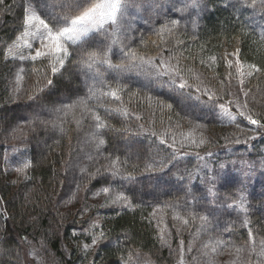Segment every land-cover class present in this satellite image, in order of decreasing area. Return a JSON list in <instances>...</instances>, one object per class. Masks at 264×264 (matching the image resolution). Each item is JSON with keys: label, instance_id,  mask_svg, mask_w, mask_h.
<instances>
[{"label": "trees", "instance_id": "16d2710c", "mask_svg": "<svg viewBox=\"0 0 264 264\" xmlns=\"http://www.w3.org/2000/svg\"><path fill=\"white\" fill-rule=\"evenodd\" d=\"M46 1L58 0H31L41 15L45 13L41 4L51 6ZM27 3L3 0L0 4V141L2 130H8L19 119L36 121L33 114L6 120L12 112L42 105L56 108L69 97L87 94L84 77L74 63L78 53L73 51L65 70L55 76L44 62L28 61L21 84L24 92L12 101L14 66L11 59L5 60L4 53L6 45L23 30ZM179 7L182 5H164L156 8L150 18L145 14L137 17L139 23L122 37V42L155 61L163 57L186 87H173L168 78L152 80V76L145 78L135 71L124 75L108 71L104 79L113 88L119 83L120 99L107 95L109 89L96 83L98 99L89 101V107L106 122L104 128L97 130L92 114L77 109L67 117L63 113L48 115L50 119L43 125L38 121V130L21 129L31 164L27 176L16 180L12 174L5 178L0 169V200L5 216L0 222V264H10L11 255L17 251L23 254L24 264H36L30 256L32 244L51 252L46 264H175L178 254L163 239V210L170 212L165 213L172 222L173 246L182 239L185 243L190 240L202 222L195 218L206 216L212 220L211 226L218 224L228 234L232 244L250 246L251 231L259 250V241L264 239V129L249 131L255 126L242 117H237V128L209 106L213 102L235 111L236 98L229 94L228 86L236 69L227 67L228 60L239 58L245 71L249 64L264 69V48L254 43L264 30V14L242 7V0H200L198 11L189 8L177 12ZM49 10L60 14L67 9L58 11L51 6ZM172 20H178V26L171 32L162 31ZM85 47L83 55L93 50ZM237 49L238 57L234 55ZM112 60L120 62L119 46L113 48ZM34 67L38 71H33ZM47 79L53 84L48 85ZM243 79L242 92H248L246 110L254 118H264V72ZM144 80H152L155 89L138 84ZM88 83L91 85L92 80ZM187 86L208 92L204 99H196L192 94L197 91ZM136 93L155 98L159 111L149 113ZM58 115L63 117L62 124ZM187 120L206 124L207 132L199 145L187 146L181 139L187 133ZM53 122L62 126L58 134L53 132L58 128ZM91 131L105 142L99 145L96 158L80 169L76 186L71 168L82 148L83 136ZM95 142L90 141L92 145ZM113 161L117 175H113ZM204 176L213 179L216 192L223 197L237 199L243 194L247 213L235 208L217 211L216 195L206 188L211 180ZM102 187L126 196L130 206L106 208L92 200L93 191ZM179 217L188 220L185 229L177 223ZM93 235L98 237L94 246ZM85 244L90 245L87 250ZM194 254L189 252L191 261Z\"/></svg>", "mask_w": 264, "mask_h": 264}, {"label": "snow or ice", "instance_id": "6c2138e0", "mask_svg": "<svg viewBox=\"0 0 264 264\" xmlns=\"http://www.w3.org/2000/svg\"><path fill=\"white\" fill-rule=\"evenodd\" d=\"M3 0H0V4ZM159 5L156 4L155 0H146V3H139L138 0H62L61 7L67 9L66 11L57 14L53 11H46L43 15L39 13L33 6L31 0L25 7L23 17V30L19 36L8 46L4 53L5 60H20V61H31L33 63L41 61L45 63L46 68L51 72L53 76L62 74V70H65V66L72 56L73 51H77L78 59L74 61L78 65L81 75L84 77L85 87L87 88L86 96H78L75 99L69 97L68 102H62L59 108H56V113H63V117H67L71 112L75 114L77 109L81 112H88L92 114V118L96 121L95 127L97 130L104 128L106 122L97 114L93 108L89 107V101L96 97V83L103 85L109 89L107 95L120 99L118 92L121 90L119 83L117 87L113 88L112 83L105 80V73L113 71L118 74L147 71V68H163L165 62L160 61V64L155 63L154 58L147 57L137 53L132 47L123 44L122 37L125 30V21L128 20L130 10L135 9L137 12L143 8H156ZM47 7H51L48 5ZM200 0H184L183 6L176 8L177 12H184L189 8H199ZM242 7L250 8L253 11H259L264 14V0H242ZM179 24L178 20H172L169 25H165L162 31L171 32ZM102 37L103 39H97ZM107 41V43H105ZM260 48H264V30L261 31L259 40L254 41ZM34 45H38L35 46ZM92 48L93 50L87 51L86 55L83 53L86 51V47ZM119 46L120 51V62L113 63L112 55L113 48ZM239 49L236 50L234 55L238 57ZM211 59H215L212 57ZM233 62L228 61L227 67L233 68ZM244 64L237 58L235 62L236 73L239 75V83L244 84V76L251 77L253 73L264 72V69L258 68L255 64L247 65V70H244ZM103 69V71H102ZM33 71H38L35 67ZM23 69H20V73ZM20 73H17L16 81L22 79ZM151 74V73H148ZM156 75H169V72L165 69L164 71L156 72ZM233 73L229 72V76ZM89 79L92 80V84L89 85ZM182 80V78H181ZM173 84L176 83L175 79H172ZM47 84L52 85L53 80L47 79ZM180 88L186 87V82L179 84ZM243 90V89H241ZM103 92V88L99 89ZM247 97L248 92H244ZM211 98V94H210ZM233 102L230 101L229 104ZM236 110L229 111L224 105H221L222 119H226L230 124H236L237 128L240 127L237 123V117H242L250 125H254L255 128H250L249 131L257 132L258 130L264 129V118H254L253 115L246 111L247 102L241 104L239 101L235 102ZM171 107V105H169ZM63 117L57 116V119L63 123ZM79 124V121L77 122ZM54 127H59L53 122ZM62 130V129H61ZM94 138L98 139V144H104L102 138H98L94 134ZM203 142V141H201ZM161 143H164L161 140ZM118 160V158H117ZM116 161H113V175H117L118 171L115 170ZM30 166L28 162L24 163L22 168H18L17 171H24ZM223 167V165H221ZM104 193H108L109 189L104 188ZM112 204L120 203L125 207L130 206L128 198L123 194H117L112 199ZM241 211L247 212L244 203L243 194L240 195L238 205ZM200 220H206V216H200ZM187 224L188 221L184 220ZM247 224V220H245ZM103 233H101V236ZM98 237L93 235L91 239V245L97 244ZM249 251L255 252L258 256L264 258V239L259 241V250L257 251V245L254 240L253 234L249 231ZM223 241H215V245H223ZM209 244H204V248H209ZM84 249L87 250L90 245L85 244ZM191 251V248L188 249ZM212 252H216V247H211ZM237 253L244 251L243 247L236 248ZM207 255V253H203ZM195 259V258H193ZM131 260V254H129V261ZM180 264H184V248H180ZM247 264H251L249 260ZM264 264V260L261 261Z\"/></svg>", "mask_w": 264, "mask_h": 264}, {"label": "rangeland", "instance_id": "374dc122", "mask_svg": "<svg viewBox=\"0 0 264 264\" xmlns=\"http://www.w3.org/2000/svg\"><path fill=\"white\" fill-rule=\"evenodd\" d=\"M50 3L51 6L54 7L55 10H60L64 7H61L60 3H62V0H58L57 2L54 1H46L47 3ZM139 3H146V0H138ZM156 4H160L158 7L156 8H161V6L164 5H176V4H180L183 6V2L184 0H155ZM43 10L49 11V8L44 5L41 4ZM156 8H148L145 7L143 8L141 11L137 12L135 9L130 10V15L128 20L125 21V30L123 33V36L125 34L128 33V31L133 28V25L136 23H139L137 20V17H142L144 14L145 16H148V18H150L153 13H155ZM194 10H197L198 8H193ZM65 11V10H64ZM62 11V12H64ZM198 11V10H197ZM58 14V13H57ZM20 35V34H19ZM18 35V36H19ZM13 43V42H12ZM11 43V44H12ZM11 44H7L5 47V51L8 48L9 45ZM38 46V45H34ZM116 47V46H115ZM114 47V48H115ZM163 58V57H161ZM161 58L156 59L155 63L157 65L160 64V61L163 60ZM235 58V56H234ZM232 58V59H234ZM10 59V58H9ZM12 60V59H11ZM10 60V61H11ZM236 58L232 61L233 65L235 67V62H236ZM165 62L164 67L163 68H156V69H152V68H147V66H145V68L147 69V71H140L139 73L135 71L136 75H139L141 73L140 76L142 77H148V76H152V80L153 79H162V80H166L167 78L169 79L168 83L173 87L178 86L182 80H181V76L177 74L175 68L169 64V62L167 60H163ZM229 61V60H228ZM11 62H13V77H12V93H11V97H12V101H16L24 92V88L21 85L24 81V76H25V71L27 69V63L28 61H20V60H12ZM20 69H23V72L20 73ZM167 70L169 72V75H156V72L158 71H164ZM17 73H20V75L22 76V79L19 81V83H17L16 81V76ZM151 73V74H148ZM125 73H123L124 75ZM241 77H239V75L236 73V76H234V78L231 80V86L229 87V94L233 95L236 98V101H239L241 104L245 103V95L241 90V84L239 83ZM172 79L176 80V83L173 84L171 82ZM152 80L147 83V80H144L142 82H138L139 85H143V86H147V88L150 89H155L152 85ZM183 82H185L183 80ZM229 85V83L227 84ZM187 89L192 91H197V93L195 95L192 94V96L196 99H204L203 96L205 93L208 92V90H197V89H193L190 86H187ZM137 94V93H136ZM211 92L208 93V96L210 97ZM139 96V98L143 101H145L147 109L149 111V113H154L156 114V110H158V106L155 103V98L151 97L150 95H146L147 97L145 98L144 93H140L137 94ZM207 95V94H206ZM229 95V96H230ZM212 97V96H211ZM65 97H63L64 99ZM213 98V97H212ZM61 99V101L63 100ZM60 101V102H61ZM160 101V100H159ZM212 104L209 106V108H211L215 113L216 111H220L221 115H222V110H221V105H216L215 103L211 102ZM61 105V104H60ZM60 105L56 108H59ZM228 110V106L224 105ZM56 108H44V106H35L32 107L30 109V111L26 110V109H22L19 110L20 112H12V114L10 115L9 118H7L6 120H9L11 117H17L19 116H25L27 114H33L34 116L36 115L35 120L37 121H32L31 120L28 122L27 120H23V119H19L17 124H14V126H12L11 128H9L8 130H2L3 134H2V139L3 141H0V153H3V156H0V169L2 174H4L5 178H9L10 174H12V178H15V180L24 178L27 176V171L29 170V167L27 169H25L24 171H17L18 168H22V166L24 165V163L28 162L29 164H31V158L27 152V148H24V143H25V138H24V133L25 130H29L33 128L38 130L40 129L39 125H38V121L39 124L41 123L43 125V122H46L50 119V117H48V115H52L53 113H56L55 109ZM161 108H164V104H162ZM235 110H236V105H235ZM159 111V110H158ZM230 111V110H229ZM247 111V110H246ZM8 117V115H7ZM34 120V119H33ZM222 120V119H221ZM14 121V120H13ZM224 121V119H223ZM227 121V120H226ZM238 121V119H237ZM8 123V122H6ZM5 123V125H6ZM80 123H82V120L80 121ZM254 126V125H253ZM62 128V126H59L58 128L53 129L52 131L54 133H57V131H60ZM21 129H23V132L21 131ZM185 130H187V133L184 134L182 141L187 145V146H195V145H199L200 143H202L200 140L202 137H204L206 135L207 132V127L206 124H204L203 122L200 121H192V120H187L186 121V126H185ZM58 134V133H57ZM92 139H95L96 142L92 145V143H90V141ZM98 144V139L94 138V134L93 131H91L90 133H88L87 136H83L82 140H81V145L82 148L80 150V153L78 155V157L75 159L74 164L71 168V174H72V180H73V184H75L77 186V184H79L80 182H77V179H79L81 172L80 169H82L84 167V164H88V160H91L93 158H96V156L99 154V149L100 146H97ZM243 168V166H241ZM244 169V168H243ZM77 173H80L77 176ZM206 179H210V185H207L206 188L209 189V192L211 193V195H216V204L215 205V209L217 211H221V209H225V208H235L236 210L240 211L241 213H245L243 211H241V209L237 206L238 205V201L239 198L237 199H232L234 197H230L229 196H221L218 192H216V185L215 182L213 181V179H211V177H205ZM203 178V179H204ZM204 182V181H203ZM104 188H108V187H102L100 189H95L92 193V200L102 203L104 205V207H125L120 203L117 204H112V199L115 198V196L117 194H121L118 191L108 188L109 192L106 194L103 192ZM244 196V195H243ZM129 201V200H128ZM246 197L244 196V203L246 206ZM164 212H160V218H161V222L163 225V229H162V234L164 235L163 239L164 242L167 243L168 245H170L172 247V249L175 250V252H177L178 254V258L175 261V264H180V248L181 246H183L184 248V264H247V262L250 260L251 263L253 264H261V261L264 260V258L258 256L255 252H250L249 251V247L250 246H246L242 243H234L232 244V242H229L227 239V233L224 232L223 230L220 229V227L218 226V224L215 226H211V222L212 220L206 219L203 220L200 224V227H198L196 229V232L193 233L192 238L190 240H187L186 243L184 242L185 240H180L179 245L177 246H173V230H172V222L170 221L169 217H166L167 215L169 216L170 212H167L165 210H163ZM167 212V213H165ZM247 213V212H246ZM175 215L177 216L178 214L175 213ZM1 218L4 219V209L2 206V202L0 200V222H1ZM181 217H179V219L177 220V223L180 225L181 228L185 229L187 227V224L184 223V220H187L185 217L184 219H182ZM195 219H199V217L195 218ZM188 221V220H187ZM175 224V222H173ZM221 228H224V226H221ZM223 241L224 244L223 245H215V241ZM208 243L210 246L209 248L205 249L203 246L204 244ZM32 244V243H30ZM215 246L216 247V252H212L211 251V247ZM244 251L237 253L236 248L238 247H244ZM30 248V256L31 258L34 260V262L36 264H46L47 262V258L48 256L51 255V252L49 254V252H47L42 245L38 246L35 244H32L31 246H29ZM191 248V251L194 252V257L195 259H193L192 261L189 259V251L188 249ZM207 253V255H204L203 253ZM51 257V256H50ZM11 259V263L10 264H24V256L21 252L17 251L16 253L13 252V254L10 257ZM9 264V263H8Z\"/></svg>", "mask_w": 264, "mask_h": 264}]
</instances>
